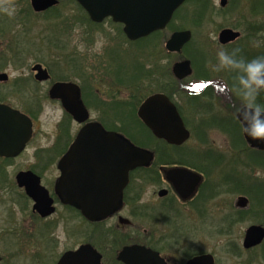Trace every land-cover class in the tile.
I'll return each instance as SVG.
<instances>
[{
    "label": "flooded vegetation",
    "instance_id": "1",
    "mask_svg": "<svg viewBox=\"0 0 264 264\" xmlns=\"http://www.w3.org/2000/svg\"><path fill=\"white\" fill-rule=\"evenodd\" d=\"M213 1L201 0L204 5H198L191 13L185 8L183 17L189 15L187 19L196 25L213 24L217 18L224 17L223 12L229 0L225 5L221 0V8H216ZM190 2L188 0L184 4ZM248 2L251 4L246 15L241 14L235 6L231 8V18L235 25L219 28L215 40L219 48L231 53L230 60L242 62L243 66L244 62L264 57V0ZM53 9L55 8L45 12ZM183 9L180 7L175 11L172 23ZM106 20L121 27L127 42L132 44L142 40L130 41L123 32L122 24L113 22L111 18ZM104 22L93 24L100 25ZM169 25L150 36L158 33L162 36L170 29ZM176 28L170 32L164 47L171 36L179 31H190L192 38L179 53L169 52L165 47L169 55L176 56V61L170 64V68L155 64L150 93L162 94L170 99L188 131V138L182 143H171L149 129L151 143L147 151L151 155V162L130 171L121 207L99 221H90L71 207L86 223L87 240L67 251L90 244L102 255V264H124L118 260V255L124 248L134 245L158 253L165 264H264V147H260L264 143L247 134L251 127L239 117L240 112L248 108L246 105L253 102L264 107V91L255 98L251 94L245 98V88L241 81V77L245 76L243 70L232 75L233 77L228 73L229 69H210L211 76L197 75L192 58L183 53L193 40V31L182 26ZM226 29L237 32L240 36L223 44L219 41V36ZM207 48L210 49L208 43ZM230 50H234V54ZM209 56L214 57L211 53ZM184 61L191 62L192 73L178 78L173 67ZM41 66L47 71L49 78L38 80L35 73L33 80L37 84L48 83L49 86L46 90L41 88L34 95L31 93L27 96L32 109L24 113L31 118L35 128V118L45 109L40 106L41 100H48L60 108L62 115L58 120L56 135L50 144L42 145L34 152L37 159L34 167L38 166L44 172L56 162L60 177L58 163L73 145L79 131L88 122H101L92 119L80 85L81 101L90 117L86 123L76 122L65 109L61 98H52L50 94L56 83L74 82L62 78L58 80L48 67ZM200 85L204 87H198ZM109 98L113 103L118 102L116 95ZM36 104H39V108ZM124 137L128 139L127 136ZM34 139L35 131L27 147ZM37 156L56 159L52 165L46 166V162H42ZM14 159L0 161L10 162ZM31 171L40 176L32 168ZM16 176L15 186L23 192V198H28L24 188L18 186ZM42 177L41 175V183ZM6 185L13 187L12 182ZM2 187L1 182L0 188ZM54 187L53 193L45 188L56 200V211L59 204L69 207L62 205L55 197ZM36 215L41 220L52 216L42 218L37 213ZM1 235L6 247L0 254V264L16 263L11 259L19 257L20 252L12 249L16 247L12 233L6 230ZM65 252L53 262L41 259L43 254L40 253L36 263L57 264ZM46 257L50 258L48 252Z\"/></svg>",
    "mask_w": 264,
    "mask_h": 264
},
{
    "label": "rangeland",
    "instance_id": "2",
    "mask_svg": "<svg viewBox=\"0 0 264 264\" xmlns=\"http://www.w3.org/2000/svg\"><path fill=\"white\" fill-rule=\"evenodd\" d=\"M59 1L62 3V8H56L59 14L55 9L35 14L30 0H0V58L12 62L0 68V73L9 77L7 82H0V99L21 112L27 113L32 109L28 95H34L41 88L46 90L49 86L48 83L37 84L33 80L35 72L32 69L41 64L52 71L54 78L60 80L63 77L81 86L93 120H102L108 130L112 127L122 129L141 148L148 150L150 133L140 124L133 106L121 103L130 102L133 96L136 102L145 100L151 95L154 73L151 69L155 64L170 68V64L176 61V56L169 55L164 47L172 28L182 26L193 31V40L183 53L192 58L197 75L211 76L210 69H229L230 72L227 71L233 77L244 68L242 62H235L234 59L221 64L219 53L224 52L229 57L231 53L219 48L215 40L219 28L235 25L231 8L235 6L246 15L250 0H229L223 18H217L213 24L202 25L189 21V15L183 17L185 8L191 13L198 5L194 2L184 4L181 7L183 11L173 22L174 27L163 33V38L156 35L143 43L132 44L127 42L119 25L110 20L100 25L90 23L78 8L73 7L71 0ZM213 2L216 8H221V0ZM209 52L215 58L209 56ZM140 62L146 63V69L151 72L141 71ZM2 65L0 60V67ZM113 95L120 103L111 101L109 97ZM36 106L39 108V104ZM40 106L45 109L35 118L37 125L33 142L14 160L0 161V183L3 184L0 188V254L6 247L1 239L2 232L6 230L15 239L16 247L12 249L20 252L19 257L11 259L16 263L9 264H39L36 260L40 253L43 254L41 259L56 261L63 252L87 240L86 223L76 213L59 204L54 215L41 220L33 211V202H26L23 192L15 186L16 174L31 170L37 164L35 149L50 144L57 132L62 115L60 108L48 100H41ZM42 176V184L53 193L59 177L56 162ZM11 182L12 188L6 185ZM42 250L44 252H40ZM47 252L50 258L46 257Z\"/></svg>",
    "mask_w": 264,
    "mask_h": 264
},
{
    "label": "water",
    "instance_id": "3",
    "mask_svg": "<svg viewBox=\"0 0 264 264\" xmlns=\"http://www.w3.org/2000/svg\"><path fill=\"white\" fill-rule=\"evenodd\" d=\"M94 23L111 18L123 25L130 41L150 36L166 29L175 11L188 0H76ZM227 0H222L225 5ZM36 13H43L59 5V0H30ZM239 33L230 29L220 33L223 44L236 40ZM192 38L190 31L174 33L166 42V50L180 52ZM36 79L47 80L49 75L41 66L33 67ZM176 77L192 73L191 62L184 61L173 67ZM6 73H0V82H7ZM52 98H61L67 112L80 124L89 120L90 114L80 97V87L75 83H56ZM143 124L155 134L171 143H182L188 131L168 97L162 94L147 97L138 109ZM239 117L250 126L251 111L244 108ZM260 119L264 121V112ZM251 127V126H250ZM31 118L20 110L0 103V158H16L33 137ZM264 143V140H261ZM260 147H264L260 145ZM151 155L115 131H108L98 122H88L79 131L73 145L59 161L60 177L54 187L55 197L64 206L80 211L90 221L104 220L121 207L123 191L130 171L149 165ZM17 184L24 188L33 203V211L42 218L56 212L55 198L42 185L41 178L31 170L16 176ZM124 264H165L158 253L141 246H129L118 255ZM57 264H102V255L90 244L65 252Z\"/></svg>",
    "mask_w": 264,
    "mask_h": 264
},
{
    "label": "clouds",
    "instance_id": "4",
    "mask_svg": "<svg viewBox=\"0 0 264 264\" xmlns=\"http://www.w3.org/2000/svg\"><path fill=\"white\" fill-rule=\"evenodd\" d=\"M230 59L226 53H219L221 64L229 62ZM243 71L245 76L241 77V81L245 88L244 96L247 98L251 94L255 98L261 91H264V57H258L252 61L244 62ZM246 106L251 111V117L249 119L251 130L247 134L253 139L264 140V121L260 119V114L264 112V107L255 102ZM241 123L243 124V122Z\"/></svg>",
    "mask_w": 264,
    "mask_h": 264
},
{
    "label": "trees",
    "instance_id": "5",
    "mask_svg": "<svg viewBox=\"0 0 264 264\" xmlns=\"http://www.w3.org/2000/svg\"><path fill=\"white\" fill-rule=\"evenodd\" d=\"M60 2V4L57 6V7H54L55 8V11H58L56 8H62L61 6H62V3H61V1H59ZM71 4L73 5V7L74 8H78L79 9V11L84 15V17L88 20V22H90V23H93L91 20H90V18H89V16L87 15V13L85 12V10L80 6V4L76 1V0H71ZM191 2H194L195 4H197V5H200V4H202V5H204V2H201V0H191ZM201 5V6H202ZM54 10V9H53ZM50 11H52V10H50ZM49 11V12H50ZM49 12H46V13H49ZM29 13H31L30 11H29ZM60 12L58 11V14H59ZM59 16V15H58ZM169 27H170V29L172 28V27H174V24L171 22L170 23V25H169ZM177 28L175 27V28H172V31H174V30H176ZM157 35H160L159 33L157 34ZM161 36V35H160ZM154 37H156V35H152V36H150V37H148V38H145V39H142V40H140L139 42H137V43H143L144 41H147V40H149V39H152V38H154ZM162 38H163V36H161ZM160 37V38H161ZM0 60H1V62L3 63V65L0 67V68H2V67H4L5 65H8L9 64V62H11L10 60H8V59H4V58H0ZM12 63V62H11ZM146 67H147V64L146 63H144V62H140V70L141 71H146L147 73L149 72H151V71H153L152 69H151V71L150 70H147L146 69ZM62 79H63V77H62ZM64 80V79H63ZM138 93H142V92H138ZM135 96H133V98H131V101L130 102H128V103H121V104H128V105H132L133 106V108H134V112L136 113V109H137V107H138V105H140L143 101L142 100H139L138 102H136V100H135ZM0 102H3L2 101V99H0ZM118 103H120V102H118ZM138 120H139V122H140V124L142 125V127L143 128H145L148 132H149V129L140 121V119L138 118ZM101 122V124L102 125H104L105 126V123L101 120L100 121ZM104 123V124H103ZM109 128V127H108ZM110 130H114V131H117L119 134H123V136H127L128 137V139L130 140V142H132V143H134L135 145H137V146H140V144L137 142V141H135V140H133L132 138H130L127 134H125V132L121 129H117L116 127H112V128H109ZM108 130V129H107ZM150 133V132H149ZM125 134V135H124ZM141 147V146H140ZM37 158L39 159V160H41L42 162H46V166H50V165H52L53 163H54V160L56 159L55 157H41V156H37ZM46 159V160H45ZM5 162H8L7 160L5 161ZM37 168H38V166H36ZM36 167H33L32 169L35 171V172H37L38 174H40V175H42L43 174V170H41L40 168H36ZM24 199L26 200V202H30V200L27 198V197H24ZM66 209H68V210H70V211H72V212H76L73 208H71V207H66Z\"/></svg>",
    "mask_w": 264,
    "mask_h": 264
},
{
    "label": "snow or ice",
    "instance_id": "6",
    "mask_svg": "<svg viewBox=\"0 0 264 264\" xmlns=\"http://www.w3.org/2000/svg\"><path fill=\"white\" fill-rule=\"evenodd\" d=\"M198 87H201V88H202V87H204V85H200V86H198Z\"/></svg>",
    "mask_w": 264,
    "mask_h": 264
}]
</instances>
